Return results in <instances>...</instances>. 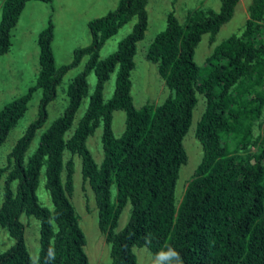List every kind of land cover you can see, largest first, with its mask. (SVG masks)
Instances as JSON below:
<instances>
[{"label": "trees", "instance_id": "1", "mask_svg": "<svg viewBox=\"0 0 264 264\" xmlns=\"http://www.w3.org/2000/svg\"><path fill=\"white\" fill-rule=\"evenodd\" d=\"M28 1H4L0 55L12 46L11 30ZM148 2L120 0L115 9L91 18L90 44L76 48L68 64L55 63L53 22L40 32L36 83L0 109L1 145L25 113L35 90L41 89L39 117L10 154L0 224L8 228L14 243L0 253V264H34L26 244L23 213L40 221L39 264H91L84 249L86 236L71 200L74 154L82 158L83 179L94 190L99 225L111 243V264H139L134 245L147 246L153 256L171 246L180 253L183 264H264V139H253L254 123L264 111V34L257 31V24L264 21V0L251 2L242 35H232L216 46L204 69L195 61L196 46L204 33L216 35L232 18L239 0H221L219 11L204 10L197 20L186 24L170 12L166 28L155 36L147 56L158 64L171 93L159 105L138 108L131 93V71L136 65L137 43L148 27ZM133 17L137 18L133 31L116 51L101 58L102 45ZM84 56H88L84 70L67 88L65 111L42 134L26 164V151L48 118L47 107L56 98L58 85ZM117 67L114 93L105 100V84ZM92 71L97 77L95 90L78 127L66 139L88 95ZM211 89L215 96L208 94ZM198 93L205 95L207 106L196 131L203 157L177 202L180 169L188 160L183 142ZM221 103L225 105L218 108ZM116 110L126 112L120 137L113 128ZM99 126L103 127L105 151L100 164L87 146L89 136ZM224 135L235 138V149L228 148ZM66 151L72 157L65 159ZM44 167L53 212L37 195ZM5 171L0 167V179ZM15 180L14 190L11 182ZM113 182L117 185L116 202H112ZM128 200L132 203L131 217L125 228L115 233Z\"/></svg>", "mask_w": 264, "mask_h": 264}, {"label": "rangeland", "instance_id": "2", "mask_svg": "<svg viewBox=\"0 0 264 264\" xmlns=\"http://www.w3.org/2000/svg\"><path fill=\"white\" fill-rule=\"evenodd\" d=\"M95 0H53L49 3L55 8L52 13L53 24L56 25L55 37L52 48L56 65L68 64L73 60L74 50L90 44L91 33L88 20L100 17L108 11L117 7L120 0H100L99 7L92 9L91 4ZM107 1V2H106ZM253 0H239L235 7L232 18L223 23L216 35L204 33L195 50V61L200 69L207 66L206 60L212 54L214 48L220 45L232 35L241 36L245 30L246 22L249 17V5ZM1 2V0H0ZM221 0H149L148 27L144 37L137 43L135 55V67L131 71L133 82L131 93L134 104L140 108L145 104L159 105L171 93L164 77L159 71L158 64L150 60L147 52L155 36L166 28L167 17L170 12L178 18L182 24L197 20L202 12L208 9L219 11ZM205 10V11H204ZM1 19V10H0ZM137 22V18L123 24L116 34L112 35L100 48V57L105 58L119 47V43L129 35ZM47 20L35 22L29 26V13L21 14L18 23L11 30L12 46L9 50L0 55V109L12 101L26 94L29 88L36 83L39 71L40 44L38 41L40 32L47 27ZM45 26V27H44ZM257 31L264 34V21L257 24ZM262 38H260V41ZM88 56H84L79 65L70 69L63 77L57 88L56 98L48 105V118L36 132L28 150L26 151L25 162L36 151L42 134L51 124L65 111L69 97L67 88L77 74L82 72L87 63ZM209 65V64H208ZM118 67L112 72L110 79L105 84L104 98L108 100L114 93ZM97 77L94 71L88 75L89 92L83 98L82 104L76 113L72 127L66 132L65 138H69L87 110L90 96L96 87ZM259 89V87H258ZM210 96H215L213 89L209 90ZM42 97L41 89L33 93L25 113L17 124L10 130L6 140L0 145V167L6 168L0 179V209L4 200L5 183L9 168L10 154L18 140L26 132L28 126L39 117V104ZM224 106L221 103L218 108ZM206 97L203 93H198V103L194 108L192 124L184 137V147L188 160L180 169L179 179L176 185V201L179 202L185 192L186 186L190 181L196 167L203 157V146L196 136L197 126L206 111ZM216 111V110H215ZM126 126L125 110L114 111L113 128L117 137H120ZM253 139H264V111L253 126ZM103 127L99 126L95 132L89 136L87 146L91 150L97 163H102L105 151L102 142ZM227 133H225L226 135ZM224 135V136H225ZM234 139V140H232ZM229 149H235L238 142L235 138L224 137ZM256 147V146H253ZM72 157L69 151L65 152V159ZM73 182L74 189L71 195L72 203L75 207L77 217L85 236V251L88 254L91 264H111V243L106 241L105 233L99 225V209L93 188L88 181L83 179L82 158L78 154L73 156ZM65 178L66 171H63ZM18 181H12V189H16ZM112 202L117 200V185L112 183ZM37 195L41 204L54 211L55 205L49 189L46 187L45 167L42 169ZM132 214V203L127 201L122 209L115 233L122 231L127 225ZM21 220L25 225V239L27 248L34 264H39L40 257V221L34 215L23 213ZM54 230L58 225L53 218ZM14 243L8 228L0 224V253L6 251ZM139 264H152L153 253L147 246L134 245Z\"/></svg>", "mask_w": 264, "mask_h": 264}, {"label": "crops", "instance_id": "3", "mask_svg": "<svg viewBox=\"0 0 264 264\" xmlns=\"http://www.w3.org/2000/svg\"><path fill=\"white\" fill-rule=\"evenodd\" d=\"M4 1L5 0H1V2H0L1 14H2V7H3ZM99 2H100V0H95L94 2H92V4H91L92 9L99 7ZM49 3L50 2H44V1H40V0H31V1L27 2L22 13L24 14L25 11H28V13H29V26H32L35 22H42L43 23L45 20H47L46 25H48L49 22H53L52 21V15H53L52 13L55 12V8L52 4L49 5ZM56 27L57 26L54 25V29H56Z\"/></svg>", "mask_w": 264, "mask_h": 264}, {"label": "clouds", "instance_id": "4", "mask_svg": "<svg viewBox=\"0 0 264 264\" xmlns=\"http://www.w3.org/2000/svg\"><path fill=\"white\" fill-rule=\"evenodd\" d=\"M49 258H54V253L51 251ZM152 264H183V260L175 248L168 246L166 251L161 250L154 254Z\"/></svg>", "mask_w": 264, "mask_h": 264}]
</instances>
